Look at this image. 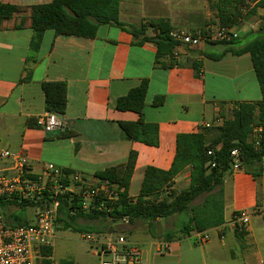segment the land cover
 <instances>
[{
  "label": "crops",
  "instance_id": "1",
  "mask_svg": "<svg viewBox=\"0 0 264 264\" xmlns=\"http://www.w3.org/2000/svg\"><path fill=\"white\" fill-rule=\"evenodd\" d=\"M49 1L0 0L28 8L5 22L0 31V149L27 157L34 174H42L53 164L95 180L97 172L125 164L136 152L129 190L136 200L148 167L171 169L178 135L221 126L233 118L238 104L262 100L251 55L225 53L222 44L207 41L197 48L182 47L178 56L173 52L157 63L155 44L139 45L142 37L102 25L94 38L47 31L35 50L30 8ZM148 19L169 21L171 31L215 33L220 26L209 0H121L123 23L140 27ZM263 19L264 9H259L255 17L237 27L241 40L249 42ZM23 21L24 26H19ZM154 35V31L147 32V36ZM218 56L222 57L215 59ZM194 63L200 65L199 70ZM144 80L149 82L144 119L158 126V146L129 140L121 123L137 122L140 116L116 108L118 99ZM45 83L67 85L63 131L45 133L37 126L38 117L48 112ZM157 97H164L165 102L155 107ZM189 185L190 168L177 176L174 187L180 191ZM224 191L225 224L207 231L208 241L202 242L197 233L171 242L151 235L136 241L144 264H210L211 260L264 264V173L255 178L241 165L225 178ZM241 212L250 216L244 234L232 225ZM181 222L180 216L159 220L157 237L178 231Z\"/></svg>",
  "mask_w": 264,
  "mask_h": 264
},
{
  "label": "trees",
  "instance_id": "2",
  "mask_svg": "<svg viewBox=\"0 0 264 264\" xmlns=\"http://www.w3.org/2000/svg\"><path fill=\"white\" fill-rule=\"evenodd\" d=\"M211 9L221 26L237 28L255 17L259 9H264V0H216ZM121 0H50L48 3L30 8L31 29L34 31L32 48L38 49L47 31L57 36L94 38L102 25L117 26L141 38L139 45L153 43L157 47V63L173 56L176 43L170 37L171 25L165 19H148L140 27H133L120 20ZM28 8L0 3V31L7 21L25 13ZM24 21L19 26H24ZM153 30L154 36H147ZM241 38L222 42L225 53L237 56L250 54L262 93V100L255 103H240L233 112V118L221 126L204 128L199 133L180 134L177 138V154L170 170L148 167L136 200L129 190L135 173L137 153L132 152L128 161L120 166L110 167L95 174L100 182H109L118 187L117 199L106 203V210H98L96 205L90 211L82 207L79 195L67 193L60 198L57 224L64 230H86L77 226L79 220L125 222L131 226L141 221L149 225L154 238H164L167 242L191 237L193 233L205 234L213 228L225 224V178L233 172L235 159L233 150L239 151V159L247 173L258 178L264 173V19L249 42L238 45ZM218 56L215 59H220ZM196 70L198 63L193 64ZM148 80L133 88L128 95L118 99L119 111L137 113L140 119L133 123H121L129 140L150 146L159 145L158 126L144 119L145 98ZM46 107L48 112L60 115L66 113L68 98L65 83H45ZM165 102L157 97L154 106ZM209 152H212L210 155ZM213 164L215 167H213ZM190 168V185L184 190L175 189V179ZM75 173L64 170V182ZM5 208L10 204L4 203ZM30 208V207H29ZM19 212L7 215L12 225L27 226L32 223V210L27 204L20 205ZM109 209V210H108ZM21 213V214H19ZM173 216L184 217L178 231H168L163 237L156 235V223ZM241 231V234H244ZM54 247L45 254L52 258ZM48 262H52V259ZM59 264H75L71 259H62Z\"/></svg>",
  "mask_w": 264,
  "mask_h": 264
},
{
  "label": "built area",
  "instance_id": "3",
  "mask_svg": "<svg viewBox=\"0 0 264 264\" xmlns=\"http://www.w3.org/2000/svg\"><path fill=\"white\" fill-rule=\"evenodd\" d=\"M239 36L236 28L221 25L215 33L209 30L191 32L185 29L170 32V37L176 43L173 51L176 56L182 47L197 48L207 41L226 43ZM65 125L62 115L56 112H47L37 119L38 128L45 133L63 131ZM232 156L235 159L234 169H237L242 165L239 151L233 150ZM5 162L11 164L5 167ZM64 179V170L53 164L47 165L42 174H34L29 169L27 157L0 149V264H55L53 260L48 262L52 258L45 251L54 247L60 198L63 195H79L85 211H90L97 202H100L98 210H106V203L117 199L118 187L107 181L92 180L77 172L68 176V183ZM4 203L18 208L27 204L28 209L33 211L32 223L27 226L10 224L8 208H5ZM249 223L250 216L246 212L236 214L232 220V225L240 231L246 230ZM208 239V235H201L202 242ZM86 240L94 241L98 245L96 255L100 258V264H144L141 247L123 235L102 240L86 235Z\"/></svg>",
  "mask_w": 264,
  "mask_h": 264
},
{
  "label": "rangeland",
  "instance_id": "4",
  "mask_svg": "<svg viewBox=\"0 0 264 264\" xmlns=\"http://www.w3.org/2000/svg\"><path fill=\"white\" fill-rule=\"evenodd\" d=\"M254 37L255 36L251 37L249 40H252ZM246 42L247 40L242 39L238 45H243ZM19 210L20 209L18 207L11 206L7 210V215L19 212ZM182 219L184 220L185 218L183 217ZM77 226L85 228L86 230L92 227L97 231L80 232L75 229L64 230L63 226L58 224L57 235L54 241V253L52 256V260L55 264H59L62 259H71L75 262V264H100V258L96 255L98 251V245L95 244L94 241L86 240V235L93 236L95 240L96 238L102 240L123 235L132 242L135 241V243L136 241H143L146 237H151L146 223L141 221L138 223L136 228L132 227L130 224H128V222H118L113 224L110 221L100 220H79ZM210 264L221 263L211 260Z\"/></svg>",
  "mask_w": 264,
  "mask_h": 264
}]
</instances>
